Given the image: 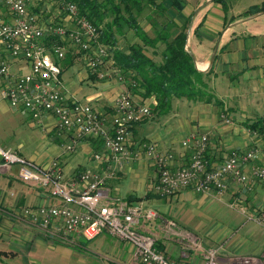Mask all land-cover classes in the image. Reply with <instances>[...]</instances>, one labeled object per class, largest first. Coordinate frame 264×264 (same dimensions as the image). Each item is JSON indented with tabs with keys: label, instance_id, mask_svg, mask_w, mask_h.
<instances>
[{
	"label": "crops",
	"instance_id": "crops-1",
	"mask_svg": "<svg viewBox=\"0 0 264 264\" xmlns=\"http://www.w3.org/2000/svg\"><path fill=\"white\" fill-rule=\"evenodd\" d=\"M48 7L47 2L42 4L37 0L30 6V10L35 12L45 25L55 19V16H58L54 22L73 27L71 20L66 15H62L61 10L56 9L53 12V17ZM194 7L186 8L184 4L182 11L174 18L183 21L187 18L186 14H189L191 9L194 10ZM0 10L6 11L2 6H0ZM255 17L260 18L255 23V28L249 27V30L248 28L245 30L238 27L245 20L231 25L230 23L234 19L227 20V16L223 18L221 14L211 15L209 7L198 10L193 17L191 16L188 28V45L191 43V32L197 35L199 40L206 41L210 48L219 41L215 60L210 67L211 73L207 86V90L214 92V97L211 102H200L187 97L172 98L169 105L162 111H152V114L135 123L130 129L127 139L131 157L116 167L113 166V169L118 172L107 184V192L110 197L129 200L160 211H169L175 218H178L177 220L180 221L181 225L191 223L190 219L196 217L198 221L195 223L198 224V227L209 228L207 223L214 219L211 213L217 209H219L220 216L223 212L231 210L236 220L238 216L234 212L241 214L240 211L243 209L248 218L231 229L229 234H227L228 231L221 233L217 239L220 240L215 242L223 243V247L227 249L226 254H219L222 264H229V257L253 256L260 258L262 256L264 251V224H258L251 218L264 211V181L251 180L249 181L251 183L246 184L247 186H242L240 183L229 179L227 187L219 193L214 190L199 193L188 187L181 189L174 195L161 196L153 188L158 180V169L155 161L151 156L145 154L140 145L143 142H150L161 151L171 152L173 159L170 167L173 169L187 165L191 158L190 148L183 147L182 139L178 136L184 130L187 133L186 136L199 131L208 135L206 155L209 162L214 165L221 163L231 149L246 150L258 147L264 151V138L256 134V131L260 132L264 128V114L258 120L254 119L255 111L249 115L251 113H247L245 110L246 104L242 100L240 92L238 100L242 106L236 117L232 116L235 111L234 106H224L221 100L223 85H232L233 82L247 83L253 80L255 75L259 85L264 89V12ZM202 34L204 38H202ZM205 55L203 54L199 59L195 58L197 67L203 72L210 69H207L209 59L208 55ZM56 61L61 67L64 91L77 100L91 103L96 110L106 114L109 118L113 114L114 101L122 91H127L138 104L156 105L155 97L144 98L138 90H134L129 79L117 81L91 77L86 66V56L69 39L65 41L64 58L56 59ZM9 62L10 70L14 74L25 73L29 69V63L24 59H9ZM89 88H95L96 91L90 92ZM216 92L218 94L215 96ZM242 97H245L243 93ZM217 101L218 103H216ZM3 103L9 105L0 96V105ZM220 107L222 108L220 109ZM31 120L29 122L35 125V122ZM37 124L41 128V132L48 137L46 143H40L33 150L26 149L23 143H18L16 148L9 147V149L41 166H47L53 159H57L60 164L61 176L65 180L71 179L82 169H98L106 164L104 160L94 158V154L102 150L101 141L98 138L86 137L74 142L71 131L56 128L53 116H49L43 123ZM253 124L255 125L252 127ZM71 143H74V147L68 149L67 145ZM258 163L260 160L250 161L244 170L248 172L252 165ZM124 175L133 182L130 189L125 190L124 195H119L114 193L111 187L114 180H120ZM137 190L142 192L138 193ZM55 201L56 199L50 195L48 189L20 181L17 177L16 166L9 167L6 172L1 174L0 264H42L29 262L33 249L30 241H34L38 236H35L34 232L40 234L42 239L47 240L49 237L22 219L19 211L23 206ZM230 215L232 216V213ZM158 224L155 221L149 222L145 224L144 228L149 232L153 228L156 230L159 227ZM104 234L106 233L98 234L91 239L82 235L73 236L94 240ZM115 238L119 242H126L116 236ZM172 243L177 245H171ZM105 245L106 247L110 246L108 242H105ZM155 245L169 258L183 264H197L203 260V252L195 253L188 250L186 253L184 249L187 250L188 248L182 246L181 242L169 240L163 236L158 235L156 237ZM110 247L117 260L104 264H139L134 259V251L127 258L114 244Z\"/></svg>",
	"mask_w": 264,
	"mask_h": 264
},
{
	"label": "built area",
	"instance_id": "built-area-1",
	"mask_svg": "<svg viewBox=\"0 0 264 264\" xmlns=\"http://www.w3.org/2000/svg\"><path fill=\"white\" fill-rule=\"evenodd\" d=\"M37 0H0V96L11 107L25 110L30 118L43 123L49 116L55 119L59 130L72 132L76 142L85 137L102 141L103 154L95 153V159L121 163L131 157L127 139L131 127L150 114L147 105L136 103L127 91L118 94L113 105V114L96 110L91 103L77 100L63 89L62 71L56 59L65 56V41L69 39L86 56V66L98 79H109V73L101 67L108 55L107 46L100 42L98 28L83 15H79L75 2L56 0L73 27L51 22L43 24L39 16L30 10ZM50 46L48 45V41ZM58 40L59 43L54 42ZM24 59L29 63L27 72L14 74L9 59ZM113 78L123 80L114 66ZM135 86V81L131 80ZM228 121V119H226ZM181 144L191 149L187 165L171 168L173 154L161 151L153 143H141V149L151 156L158 169L154 191L161 196H171L183 188L205 193L221 192L232 179L240 184L251 180L264 181V151L259 148L231 149L225 159L216 165L205 157L207 135L191 133ZM74 143L67 145L72 149ZM0 177L11 166H16L20 181L48 189L56 199L52 203L23 206L19 215L45 235L62 240L68 236H95L107 230L114 236L130 242L134 247V259L139 264H183L169 258L155 245L156 237L144 228L146 223L158 218L157 212L139 203L112 199L105 188L113 177V167L101 170L85 169L71 179L65 180L60 173V164L53 159L47 166L33 163L16 151L0 147ZM253 160L246 172L244 167ZM114 170V171H113ZM264 224V211L251 218ZM162 230H176L174 221L161 219ZM195 246H199L193 243ZM219 247H209L202 253L203 260L197 264H222ZM229 264H264V251L260 258L253 256L229 257Z\"/></svg>",
	"mask_w": 264,
	"mask_h": 264
},
{
	"label": "rangeland",
	"instance_id": "rangeland-1",
	"mask_svg": "<svg viewBox=\"0 0 264 264\" xmlns=\"http://www.w3.org/2000/svg\"><path fill=\"white\" fill-rule=\"evenodd\" d=\"M38 1L41 2L42 4L43 2H47V4L49 5L48 8L50 12L52 13L51 15L53 17H54L53 12L56 9L61 10L62 15H66L64 14L65 12H62L63 10L61 9V6L56 0H46V1L38 0ZM262 1L263 0H227L228 6H227L226 11L223 10L221 4L215 1H212V0L211 1L209 0H183V4L186 5V8H189L190 6L192 7L196 6L194 7V10L191 9L189 11L190 12L189 14H186L187 18L191 19L190 16L193 17L198 10L204 9L205 7H209L211 15L221 14L223 18L224 16H227V20H229L230 18L234 19L230 23L231 25L245 20L244 22H241L239 24L241 26H238V27H241L245 30H247L248 28L249 30V27L255 28L254 25L255 23H257V21H259L260 18L255 17V18L246 19L247 17H249L250 15L254 13L250 14L245 11L249 8V6L254 5V4H259ZM157 2L164 3L168 9V13L176 11L172 8L171 0H157ZM45 8H47V5H45ZM148 13H149V9L146 8L143 11V13L139 16V21L143 29L145 31H148L149 34H152L153 30L151 28V25H150L151 21L149 18V17H152V15L150 14L148 15ZM56 18H58V16H55V19ZM55 19H52L51 22L54 23ZM123 28H124L123 35H117L118 47H120L121 49H126L129 43H131L134 40H138V38L134 36V33L130 28H128L127 26ZM202 38H204L203 34H202ZM190 41L191 43L189 44V47L191 51L193 52L196 59H199L203 54H206L205 56L208 55V59H210L213 47L212 48L208 47V44L206 43V41L199 40V37L193 34L192 32L190 34ZM107 53L108 55L105 57V60H104L106 62L102 65L101 68L103 70H106L109 73V76H108L110 77L109 79H115L117 81H122V80H118V78L117 79L113 78V70L115 68L109 65L110 61L113 60L112 51L108 48ZM154 58L160 59V56L159 55L154 56ZM117 69H118L117 72L121 76H123V80L129 79V75L127 76L123 74L119 70V68ZM129 80L131 81V79ZM223 87H224L222 89L223 96L221 100L223 101L224 106H227V105L234 106L235 111L232 113V116L236 117L241 110L242 104L238 100L239 92L241 93L242 100L246 104L245 110L247 111V113H251L255 111L256 114L253 116H254V119L256 120H258L260 117L263 116L264 114V89H262L261 86L259 85L256 79V75L255 77H253V80H251L250 82H247V83L233 82L232 85L226 84V85H223ZM88 90L90 92L96 91L95 88H89ZM207 92L214 95L213 91L207 90ZM227 92L229 95L227 94ZM242 93L245 97H242ZM216 94L218 93L216 92L215 96ZM200 102H204V101H200ZM147 106L150 109V114H152V111L154 112V104H148ZM221 108L222 107H220V109ZM249 115H252V113ZM30 119L31 118L29 114L25 110H21V109L16 110V108H13L6 103L5 104L3 103L2 105H0V147L4 149H9V147L16 148L18 143H23L26 146L25 147L26 149L29 148L33 150L37 148L40 143H46V140L48 141V137L45 136L41 132V128L38 126L39 124H37V122L34 121L35 125H33L32 123L29 122ZM185 132L186 131L184 130L181 133H179L178 136L180 139H183L184 137H186L187 133ZM200 132L201 131H199V133ZM256 134H258V136L261 135L264 138V128H262V131L260 132L256 131ZM98 140L101 141V139H98ZM207 143H208V135H207ZM97 153L103 154V150ZM125 159L127 158H124L121 161V163ZM104 163L106 164L102 168L101 167L98 169L96 168V170H101L109 166L116 167V165L121 164V163L112 164L109 161H104ZM85 169L95 170L92 168H85ZM85 169H82V170H85ZM82 170H80L79 172H81ZM117 172L118 171L116 170L114 171L115 174L113 175V177L117 175ZM112 178H110L108 181L110 182ZM108 181L105 185V188L107 191H108L107 189ZM132 182L133 181H131V179L128 176L124 175V177H122L120 180H114V182L112 183L111 189L116 194L124 195L125 190L130 189ZM249 183H246V184H249ZM246 184H240V185L247 186ZM136 192L141 193L142 191L137 190ZM112 199H118V198H112ZM122 200H125V199H122ZM125 201H127L128 203L130 202L133 203L132 201H129V200H125ZM154 210L158 214V218H156L154 221L155 223H159L158 224L159 227L156 228V230L155 228H153L151 231L149 232L146 231V232L149 235H153L154 237H157L159 235V236L166 237V239L169 238V240L181 242L182 246H186L188 248L187 250L184 249L186 253L188 252V250L189 252L191 251V252L199 253V252H203L205 249L209 247H219L218 248L219 254L220 255L226 254L227 249L223 247V243L222 244L215 243L220 240V239L217 240L219 238L218 236H220L221 233H224L226 231H228L227 234H229L231 229L237 227L239 223L244 222L245 219L248 218V215L245 214V211L243 209L242 211H240L241 214L234 212L238 216L237 220L235 219L233 212L231 210L227 212L222 211L223 214L222 216H220L221 214L219 213V209H217L215 212L211 213L214 216V219L213 221H210L209 223H207V225L209 224V228L207 227L202 228V227H198V224L195 223L198 221L196 217L194 219H190L191 223L188 222L187 225L186 224L181 225L180 221L177 220L178 218H175L173 214L170 213L169 211H165V210L160 211L156 209ZM230 213H232V216L230 215ZM161 219L174 221L177 225V229L176 230H169V229L162 230L161 222H160ZM154 221L152 220L151 222H154ZM32 229L34 230V228ZM207 231L209 232L207 233ZM34 233H35V236L36 235L38 236H36L34 241H30V244L33 247V249L31 250V255L29 257L30 263L40 262L42 264H104L112 260H117L114 254L112 253V250L110 247L111 245L113 246V244L119 249V251L123 252L127 256V258H129L131 256L130 254L134 251V247L130 242L117 241L115 236L107 230H101L100 232L95 234V236H97L98 234L106 233L94 240H86L85 238H87V236L85 235H82L85 238H81L77 236H73V237L68 236L69 237L68 240H62V239L60 240V239H56V238L48 236L49 239L46 240V239H42L40 237V234H38L37 232H34ZM93 237H90L88 239H91ZM105 242H108L110 246L106 247ZM193 243H196L199 246L197 247ZM171 245H177V244L172 243Z\"/></svg>",
	"mask_w": 264,
	"mask_h": 264
},
{
	"label": "trees",
	"instance_id": "trees-1",
	"mask_svg": "<svg viewBox=\"0 0 264 264\" xmlns=\"http://www.w3.org/2000/svg\"><path fill=\"white\" fill-rule=\"evenodd\" d=\"M70 1L76 3L79 15L87 17L98 28L100 42L112 51L114 66L135 81V86L132 85L134 90H138L144 98L155 97L154 111H162L172 98L187 97L211 102L213 95L206 93L211 68L206 72L198 70L185 48L190 18L183 21L174 18L184 7L182 0H171L172 8L176 10L171 13H168L164 3L157 0ZM212 1L227 10V0ZM146 8L149 9L148 15H152L148 16L152 34L145 31L139 21ZM259 11H264V1L249 6L245 12ZM125 26L133 31L138 40L121 49L117 35H123ZM50 42H47L49 46ZM54 42L59 43L58 40ZM158 55L160 59H155L154 56ZM91 77L96 75L91 73Z\"/></svg>",
	"mask_w": 264,
	"mask_h": 264
},
{
	"label": "water",
	"instance_id": "water-1",
	"mask_svg": "<svg viewBox=\"0 0 264 264\" xmlns=\"http://www.w3.org/2000/svg\"><path fill=\"white\" fill-rule=\"evenodd\" d=\"M262 12H264V11L256 12V13L250 15L249 17H247L246 19L253 18V17L257 16L258 14H260V13H262ZM190 22H191V21H190ZM188 36H189V29H188V31H187V36H186V46H185V48H186L187 52L189 53V55L191 56L192 61H193V63H194V66L199 70V68L197 67V63H196L195 56H194L193 52L191 51L189 45L187 44ZM218 44H219V41H217V42L215 43L214 47H213V50H212V53H211V56H210V59H209V63H208V67H207V69L211 67V65L213 64V62H214V60H215V56H216V53H217V47H218ZM200 71H201V70H200Z\"/></svg>",
	"mask_w": 264,
	"mask_h": 264
}]
</instances>
